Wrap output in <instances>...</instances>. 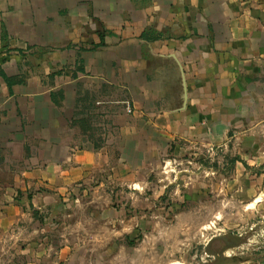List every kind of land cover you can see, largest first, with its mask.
Segmentation results:
<instances>
[{
	"label": "crops",
	"instance_id": "crops-1",
	"mask_svg": "<svg viewBox=\"0 0 264 264\" xmlns=\"http://www.w3.org/2000/svg\"><path fill=\"white\" fill-rule=\"evenodd\" d=\"M1 73L0 250L171 142L264 193V0H0Z\"/></svg>",
	"mask_w": 264,
	"mask_h": 264
},
{
	"label": "rangeland",
	"instance_id": "rangeland-1",
	"mask_svg": "<svg viewBox=\"0 0 264 264\" xmlns=\"http://www.w3.org/2000/svg\"><path fill=\"white\" fill-rule=\"evenodd\" d=\"M177 144L35 210L43 232L7 238L0 264H264V193L252 196L231 156Z\"/></svg>",
	"mask_w": 264,
	"mask_h": 264
},
{
	"label": "trees",
	"instance_id": "trees-1",
	"mask_svg": "<svg viewBox=\"0 0 264 264\" xmlns=\"http://www.w3.org/2000/svg\"><path fill=\"white\" fill-rule=\"evenodd\" d=\"M0 75L6 80L5 76L2 75V73H1ZM235 161H236L235 158L230 159V164H231V166L235 163Z\"/></svg>",
	"mask_w": 264,
	"mask_h": 264
},
{
	"label": "bare ground",
	"instance_id": "bare-ground-1",
	"mask_svg": "<svg viewBox=\"0 0 264 264\" xmlns=\"http://www.w3.org/2000/svg\"><path fill=\"white\" fill-rule=\"evenodd\" d=\"M259 201V198H256L253 202H251L250 204H249V206H254V204L256 203V202H258Z\"/></svg>",
	"mask_w": 264,
	"mask_h": 264
}]
</instances>
